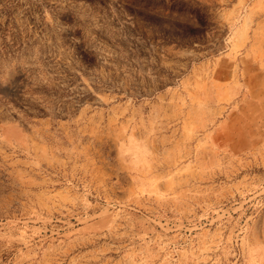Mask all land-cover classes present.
Masks as SVG:
<instances>
[{
	"label": "rangeland",
	"instance_id": "374dc122",
	"mask_svg": "<svg viewBox=\"0 0 264 264\" xmlns=\"http://www.w3.org/2000/svg\"><path fill=\"white\" fill-rule=\"evenodd\" d=\"M250 1L0 0V264H264V144L207 139Z\"/></svg>",
	"mask_w": 264,
	"mask_h": 264
},
{
	"label": "crops",
	"instance_id": "0c3cea01",
	"mask_svg": "<svg viewBox=\"0 0 264 264\" xmlns=\"http://www.w3.org/2000/svg\"><path fill=\"white\" fill-rule=\"evenodd\" d=\"M251 4L250 1L246 5L248 9L250 8L249 10L235 8L231 11L232 14H228L232 28L231 34L233 35L237 31L235 41L242 45L237 53L231 52L230 55L236 59L240 73L246 77L248 87L243 89L238 98L234 95L232 88H225L232 93L230 100L224 104L209 106L206 112L212 118L214 131L209 133L208 140L218 136L221 138V133L226 134L229 130L237 128L239 123H245L246 131L253 130L256 144L257 142L264 144V141H261L264 140V0H258L252 7ZM172 93L174 90L168 92L167 95ZM177 95L178 92H176V96L174 94V97L179 96ZM176 100V104L173 105H164L161 102L158 107L151 109L150 116L146 115L147 107L144 109L136 108L135 118L146 127H150L153 121H158L155 120L156 118H160L159 120L162 122L179 121L183 130L188 109L183 100V92H180V97ZM254 100L256 101L253 102ZM251 107L258 109L259 114L254 117L249 115L248 111ZM218 114L222 116H217ZM250 123H254L255 126L258 125L257 129L255 126H248ZM246 138H250V136H246ZM235 153L239 154L242 151ZM262 165H264V159Z\"/></svg>",
	"mask_w": 264,
	"mask_h": 264
}]
</instances>
